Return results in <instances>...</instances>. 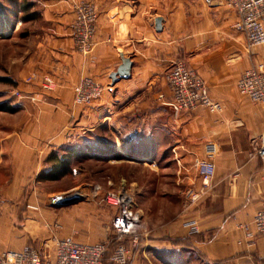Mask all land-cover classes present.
I'll return each instance as SVG.
<instances>
[{"label":"crops","instance_id":"obj_1","mask_svg":"<svg viewBox=\"0 0 264 264\" xmlns=\"http://www.w3.org/2000/svg\"><path fill=\"white\" fill-rule=\"evenodd\" d=\"M43 1L51 32L40 42L33 70L58 83V96L45 101L40 93L39 102L42 108H63L71 127L58 131L56 117L33 116L0 139V181L6 172V182H0V250L29 248L43 259L53 255L52 247L37 250L28 245V226L13 231L11 221L18 217L26 177L49 160V152L42 158V139L66 142L98 132L97 142H87L82 153L100 158L171 155L178 170L192 172L199 190L203 182L195 164L206 159L209 144L217 150L211 185L189 212L147 227L146 215L139 211L145 227L137 225L129 240V264H191L189 255L197 256L193 264H264V238L250 247L240 228L251 224L264 205V161L257 155L264 139V105L238 90L247 70L264 65V45L248 47L245 35L234 27L235 11L223 0ZM82 1L94 4L98 13L88 54L77 50L71 32L74 7ZM160 17L163 30L157 32ZM122 54L133 63L131 76L113 85L111 75L121 66ZM177 61L203 78L211 97L222 104L221 113L202 108L171 112L173 94L166 75ZM85 78L101 87V95L78 106L74 88ZM101 130L109 138L102 137ZM194 224L199 231L193 234Z\"/></svg>","mask_w":264,"mask_h":264},{"label":"rangeland","instance_id":"obj_2","mask_svg":"<svg viewBox=\"0 0 264 264\" xmlns=\"http://www.w3.org/2000/svg\"><path fill=\"white\" fill-rule=\"evenodd\" d=\"M43 5L42 0H0V139L21 122L26 125L33 116L56 117L58 131H68L71 127L64 121L63 108H42V102H39L40 93L45 94V101L58 96V83L50 76L40 77L33 70L40 56V42L51 32ZM27 17L31 20L25 21ZM75 45L80 53L88 54L79 50L76 41ZM80 82L74 88V103L78 106L87 105L76 100L75 89ZM8 108H13L14 112L8 111ZM99 134L109 138L102 130ZM97 136L98 132L79 135L66 142L61 138L42 139L41 149L45 150L42 158L46 152L50 153L47 156L50 158L53 153L62 157L68 152L81 150L87 142H97ZM91 154L86 157L70 156V172L58 180L44 178L53 168L52 163L46 160L40 171L26 177L18 217L11 222L15 232L28 226L24 231L30 237L28 245L43 250L48 247L55 249L57 241L65 238H73L85 245L105 242L109 236L108 225L116 209L103 202V198L108 192L120 189H126L133 195L137 212L146 215L147 227L161 226L166 221L170 223L180 214L189 212L195 204L192 202V190L197 181L191 178L190 170H178L171 155L165 157L158 154L150 158L121 154L118 157L103 155L98 159L96 153ZM5 175L6 172H2L0 182L3 184L6 182ZM71 194H80L83 201L67 208L54 205L56 196ZM34 220L40 224L33 223ZM141 224L145 227L142 216L138 225ZM130 239L124 242L130 253L127 264L132 259V251L128 247ZM116 249L117 246L112 248L111 245L105 264H117L111 261ZM196 261L197 256H188L191 264Z\"/></svg>","mask_w":264,"mask_h":264},{"label":"built area","instance_id":"obj_3","mask_svg":"<svg viewBox=\"0 0 264 264\" xmlns=\"http://www.w3.org/2000/svg\"><path fill=\"white\" fill-rule=\"evenodd\" d=\"M235 11L237 21L235 29L245 35L249 48L264 45V0H223ZM75 19L71 29L79 50L89 53L93 46L96 33L98 13L95 6L89 2H81L75 6ZM173 94V106L176 115L199 108L211 113H221L223 106L215 101L203 78L194 70L188 68L183 61H177L166 76ZM240 94L251 102L264 105V65L254 66L247 70L238 83ZM76 100L80 104H89L101 95V87L92 79H84L76 87ZM217 154L215 145L206 147V159L198 160L195 168L203 190L195 186L192 190V202L196 203L205 195L215 176L214 158ZM264 161V139L257 151ZM103 202L115 207L116 213L112 219L105 242L85 245L77 243L73 238L58 240L53 255L43 259L37 252L26 248L23 251L0 252V264H105L109 248L117 244V249L111 261L117 264H127L130 253L124 246L127 238L135 237V229L141 216L136 210L133 195L126 189L108 192ZM245 233L249 246H254L259 238H264V205L256 213L251 224L240 226ZM191 232L198 233V226L192 225ZM137 239V238H135Z\"/></svg>","mask_w":264,"mask_h":264},{"label":"water","instance_id":"obj_4","mask_svg":"<svg viewBox=\"0 0 264 264\" xmlns=\"http://www.w3.org/2000/svg\"><path fill=\"white\" fill-rule=\"evenodd\" d=\"M163 21L164 20L161 17L156 19V26L155 27H156L157 32H162ZM121 58H122L121 66L118 68V70L116 72H114L111 75L113 85L117 84L119 81H121L123 79H129L131 76V71H132V67H133V63H132L131 59L125 58L123 54L121 55ZM168 108L171 110V112L173 114H176V110L173 106H168ZM82 201H83V197L80 194L59 195L53 199L54 205L57 208L71 207V206L76 205Z\"/></svg>","mask_w":264,"mask_h":264},{"label":"trees","instance_id":"obj_5","mask_svg":"<svg viewBox=\"0 0 264 264\" xmlns=\"http://www.w3.org/2000/svg\"><path fill=\"white\" fill-rule=\"evenodd\" d=\"M29 20H31V17L25 18V21H29ZM7 110L10 112H14L13 108H8ZM74 151H75V154L81 157L88 156L87 154L82 153L81 150L77 149ZM70 156H73V155L66 154L65 156L61 157L58 155V153H53L48 160V162L52 163L53 168L50 172H48V174L44 175V178L49 179V180H58L61 177H64L65 175H67L70 172V163H71ZM95 156L98 159L101 157L100 155H97V154ZM114 246H117V244L116 243L113 244L112 248Z\"/></svg>","mask_w":264,"mask_h":264}]
</instances>
